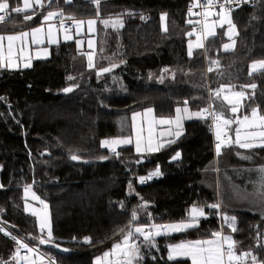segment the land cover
<instances>
[{
    "label": "trees",
    "instance_id": "obj_1",
    "mask_svg": "<svg viewBox=\"0 0 264 264\" xmlns=\"http://www.w3.org/2000/svg\"><path fill=\"white\" fill-rule=\"evenodd\" d=\"M192 2L44 0L43 6L0 23V33H14L39 25L52 10L74 20L98 17L92 67L89 54L70 40L53 45L49 58L34 60L29 68H0V216L41 244L45 237L36 216L25 209L24 190L47 202L52 240L70 248L62 254L41 245L57 264H94L95 256L135 224L184 221L192 205L206 212L198 226L158 236L150 247L143 245L133 264H192L188 257L170 260L169 245L220 231L218 212L225 210L236 218V249L264 264V211L253 214L236 206L223 178L226 169L264 165V148L230 144L217 154L209 120L203 118L187 121L181 137L155 152L138 153L126 145L117 155L102 147L105 138L131 137L133 113L147 108L171 117L179 106L200 111L211 103L233 118L223 101L227 91L245 92L240 116L253 109L264 116V70L250 74V64L264 60V2L231 12L238 29L234 49L223 51V27L189 55V33L198 21L187 10ZM8 3L10 11L22 6V0ZM115 16L124 18L122 27L103 23ZM104 68L111 71L98 74ZM66 88L73 90L64 93ZM157 166L161 175L141 183ZM217 203L219 209L207 207ZM134 210L138 218L132 221ZM85 237L91 243L81 241ZM16 249L0 230V264H10Z\"/></svg>",
    "mask_w": 264,
    "mask_h": 264
},
{
    "label": "snow or ice",
    "instance_id": "obj_2",
    "mask_svg": "<svg viewBox=\"0 0 264 264\" xmlns=\"http://www.w3.org/2000/svg\"><path fill=\"white\" fill-rule=\"evenodd\" d=\"M68 2H71V0H68ZM97 5H99L100 0H95ZM216 2L218 0H207V6L209 7H215ZM247 2V0H245ZM226 3L231 4L232 0H226ZM24 7H16L12 8L11 11L15 12L17 14L25 12L27 10L33 9L34 4L35 5H42V0H23ZM221 11L219 13H216L220 17L219 21L213 22L212 28L214 29L217 24H219L220 27H223L225 24L229 26V33L232 34L235 32L236 25L232 22L230 18V9L226 8L224 4L219 5ZM10 8V5L8 3V0H0V13H4V15H0V22H3L5 19H7V13ZM189 12L191 14V7L189 9ZM57 15V13L49 12L48 15L44 18L45 20L51 19L53 16ZM209 15V13H205V16ZM32 16H25V20H30L32 19ZM163 18V17H162ZM71 19V18H70ZM76 25L79 27L81 24H83V21H76ZM96 23L95 20H90L88 21V24L94 25ZM105 25L111 24L113 28L117 27H122V21L119 19L116 20H105L103 21ZM189 23H192V21H189ZM61 27H63V21H61ZM42 31L41 28L34 29L32 31V36H33V43H38L35 39L36 35ZM65 32H68V29H65ZM51 33H49L50 35ZM29 33H21L20 36L16 35H8L6 38L9 42L8 45V54L9 57L12 54V42L20 39L21 37H27ZM191 35V33H189ZM209 36H214L215 31L214 30H209L208 32ZM66 40L72 39L71 35H65L64 37ZM5 39L3 35H0V60H3L4 57L2 55V42ZM55 42V41H51ZM234 41L233 44H225L223 47L225 50H229L233 48L234 46ZM197 47H203L204 45L202 43H197ZM192 53V48L191 44L189 45V55ZM89 59V67H92L93 65L91 64V55L88 57ZM18 65H14L13 63L9 62L7 64L0 63V67H16ZM30 65L26 64L25 67H29ZM212 69H209L211 71ZM260 70H264V60L261 61H256L251 65V72H257ZM102 72H109L111 71V68H105L101 70ZM69 79H72V77H69ZM251 88H255L256 85L253 84L250 86ZM73 89L72 88H66L64 89L65 92H71ZM224 90V87L222 86L221 89L217 90L214 93V96L219 98L221 91ZM235 99L229 97V96H224L223 101H226L228 106L230 107L231 113L236 114L238 112V108L241 104V100L244 97L243 92H236L233 94ZM185 104H187V101H185ZM211 107V106H210ZM188 112L187 107L184 109L177 108L176 109V117L175 120L172 119H163L161 118L159 121H156L155 118H153L149 123L150 125L153 123H159V124H168L171 125L173 123L176 124V126L179 128L180 127V122L182 120L181 112ZM153 112L152 109H147L145 115H151ZM140 115L139 113L135 114L133 119L135 120V116ZM203 118L207 119L211 117L214 122L215 126L217 128L216 132V139L218 143L216 144V152L217 154L220 153L222 145L227 146L230 144H236L240 148L243 149H253V148H264V130L261 131H251L249 129L253 128H259V129H264V116H258V109H253L252 110V119L249 118V116L245 115L243 119H227L224 117V112L221 110L220 112H217L215 109L212 111H209V108L201 109L199 112L192 113L191 116L188 118ZM259 121V123H256V121ZM233 124H238L239 127L235 129V140L233 141L230 137L228 139H222V136H227V129L233 125ZM241 129H245L243 136L241 135ZM175 135L178 137L181 135V133L178 131L175 133ZM259 140L260 143H254V141ZM132 143L131 138L127 139H115V140H104L102 141V147L109 148L113 153H116V148L115 145L119 144H130ZM159 147H152L151 143L149 142V147L147 148V151L153 152V151H158ZM136 151L138 153H141L145 151L141 147L140 143V138H139V133L137 135V141H136ZM118 155V153H116ZM180 156V153H177L176 156H174L172 159H178ZM244 159H250L251 157H243ZM72 160H79L80 157L78 155H72L71 156ZM106 159V158H102ZM257 171L261 174L260 175V183H261V188L264 189V167H261L257 169ZM161 175L159 166H157L156 170L148 175V177H141L140 182L143 183L145 182L146 179H151L153 177H158ZM27 191V189H26ZM35 196V194H33ZM36 199H39L38 197H35ZM43 203V201H41ZM141 207H147V204L145 203ZM209 208L213 209H219L220 204H211L207 205ZM201 217H206L205 211L203 207H196L193 206L189 212L188 217L181 222L177 223H172V224H167V225H158V224H153L151 226H147L149 230L146 231V227H135L134 232L133 230H129L127 234L124 236V239L122 243H116L113 246L112 252L111 253H105L103 258H97L96 264H103V260H106L109 255H116V254H122L123 257L126 258L124 261H119L118 264H133V261L136 259H139V246L133 242L129 243L130 239L134 235V233H138L143 237V240L146 242H151L154 240L155 236L160 235L163 233H169V232H182L187 230L188 228H193L197 227L199 224V219ZM137 213L134 210L132 212V221L137 220ZM226 222L230 221L229 226L232 227L233 231H235V222L236 218L235 217H224ZM131 223V222H130ZM46 225L44 223L41 224V229L43 230ZM152 229H155L156 231H152ZM2 230V229H0ZM121 232H123V229H121ZM212 235L216 239L212 240H206V241H196V242H189V243H182L179 245H174L170 246V251H169V256L168 258L170 260L175 259L177 257H191L192 259V264H237V262L242 261L243 259H246L250 253H243L242 255H237L235 252V242L231 239L229 236H223L222 233L217 231L212 233ZM13 239H15L13 237ZM52 242V232L50 226L48 227V239H40V243H51ZM85 242L86 243H91L90 238L85 237ZM225 244H227V248H225ZM24 248H28L27 244L21 245ZM58 247V245H56ZM30 252L33 251V249L29 248L28 249ZM252 261L253 264H257V258L255 256H252Z\"/></svg>",
    "mask_w": 264,
    "mask_h": 264
},
{
    "label": "rangeland",
    "instance_id": "obj_3",
    "mask_svg": "<svg viewBox=\"0 0 264 264\" xmlns=\"http://www.w3.org/2000/svg\"><path fill=\"white\" fill-rule=\"evenodd\" d=\"M43 3H44V0H42V4ZM22 5L24 7L23 0H22ZM37 6H39V5H35L34 4L33 8H35ZM49 12L57 13V15L59 14V12L55 11V10H52V11H49ZM49 12H47V14L44 16V18L48 15ZM205 13H209V15L205 16ZM205 13H204V20H203L204 29H203V31H201L200 29H197V27L199 25H202L200 21H197V25L191 31V34L193 35V37L190 38V40L188 42V47L191 44V48H192V51H193L197 47L196 46L197 43H202L203 44L205 39H208V38L211 37V36L208 35V32H209L210 29L214 30L215 31V35H216L220 28L225 27V34H226V38L227 39L224 42L223 46L225 44H233V41L235 43H234L233 48H231L229 50H225L224 47H222V49H223V51H230V50L234 49L236 47V36L238 34L237 26H236L235 32L232 33V34L229 33V26L227 24H225L223 27H220L219 24H217L216 27L213 29L212 28L213 22L219 21V19H220V17L218 15H216V13H219V12L206 11ZM57 15L53 16L49 20H45L44 18L42 20V22L43 21L44 22H47V21L53 22V24L55 25L56 34L53 32V30L50 31L51 36L53 37L52 41H55V42H52V43H54V44L59 43L60 42L59 36H60V38H63V40L68 41V40H66L64 38L66 34L72 36V39H70V40H73V39H77L78 40V39H80L79 35H77V33H76V31H77V25L75 23L76 21L73 20V24H74V26H76V28H73L71 31H68L66 33L65 31H63V27L60 26L61 24L55 22V18H56ZM94 18L96 19V16ZM230 18L232 20L231 12H230ZM116 19L121 20L122 21V25H123L124 18L122 16H115L113 18L106 19V20L111 21V20H116ZM163 21H164V24H165V16L164 15H163ZM232 22H233V20H232ZM109 25L111 26V24H109ZM41 26L37 25L35 27V29H37V28H41L42 29V31L36 35L37 38H38V36L42 35L43 32H44V29ZM117 28H119V27H117ZM0 34H2V33H0ZM90 35L91 34L89 33L87 38L89 40L93 39L94 42L91 43L90 41H88V46H87L86 53L89 54V55H92L93 52L94 51L96 52V50H97V43H96L97 35L93 34V37L90 36ZM28 36L25 38L26 40H27ZM52 46L53 45L41 46L36 51V54H37L36 57L37 58H35V59H46V58H49L51 56V48H52ZM39 52H41V54ZM32 59H34V56L32 54L31 49L23 51V49L20 48V50L17 51L14 54V56H13V59H12L13 62L10 61L14 65H18V66H16V67H8V68H11V69L29 68L33 64ZM256 61H261V60H256ZM256 61H253L250 64V71H251V65L254 62H256ZM0 63L7 64V62H4V61L0 62ZM26 64H28L30 66L29 67H25ZM0 68H3V67H0ZM233 94L234 93H232V96H230V97L235 99ZM241 104H242V100H241ZM241 104H240V106L238 108V112L234 115V118H236V119H237L238 116H240L239 112H240V109H241ZM250 115L252 117V114H250ZM224 117L227 118V119H232V117H228V116H224ZM237 127H239L238 124H236L235 129ZM154 131H157V127H154ZM244 131H245V129H241V135L242 136L244 134ZM127 138H131L132 143L115 145V148H116V151H117L122 146L133 145L132 136L131 137L105 138L104 140H115V139H121L122 140V139H127ZM254 143H257V141H254ZM258 143H260V141ZM107 149H109V148H107ZM251 173L257 175L256 178L250 179L252 188L255 191V193H253V195H251V196H246L245 195L246 188L243 189V191L241 190V188L246 185L245 184L246 180L244 178H246L247 175L244 172H240L238 176H235V177L231 178L230 194H231V197H233V201H234L236 206H242V207L245 208L246 211H248L250 213L259 214V213L264 211V189L261 188V183H260V175L261 174L258 171H252ZM24 196H25V209H26V211L28 213L34 214L36 216L40 232L44 235L45 238H48V227L49 226H50L51 232H52L51 218H50V214H49L48 210H43L42 209L44 204L41 203V201L39 199H36L35 197H37V196L36 195L34 196L29 190H27V191L24 190ZM205 214H206V212H205ZM225 216L226 217H235V216H231V214H229L228 211H226V210L223 211V212L222 211L218 212V219H219V223L221 225V230H223V236H229L235 242V252H236L237 255H242L243 253H250V252H244V251L239 252L236 249V240H235L234 232H233L232 227L229 226L230 221L229 222L225 221V219H224ZM42 223H44L46 225L43 230L41 229V224ZM175 223H177V222H175ZM149 226H151V225H149ZM135 227H146V231L149 230V228L147 226L140 225V224H135L131 228V230H133V232H134V228ZM234 227H236V222H235ZM152 231H155V229H152ZM126 234H127V232L122 236V238L120 240H118L115 243H113L111 248L107 249L102 254H99V255L95 256L94 257V264H96L97 258H103L105 253H111L112 249H113V246L116 243H122V241L124 239V236ZM133 242H135L139 246V257L141 256L143 245L147 246V247H150L151 245L154 244V240H152L151 242H146V241L143 240V237L140 234H138V233H134V235L132 236V238L129 241V243H133ZM34 245H35L36 248L39 249V251H37V250L31 251V255L30 256H21L20 258L16 257L15 259H13V261L10 264H55L49 259L50 255H48V254H46V253H44L43 251L40 250V249H42L41 248V244L35 243ZM226 247H227V244H226ZM252 256H253L252 254L249 255L246 259H243L242 261L238 262V264H244V262H246V261L247 262L251 261L252 260ZM120 258H125V257H123L122 254L109 255L106 260H103V264H115V262L118 259H120ZM257 264H262V263L260 261H257Z\"/></svg>",
    "mask_w": 264,
    "mask_h": 264
},
{
    "label": "crops",
    "instance_id": "obj_4",
    "mask_svg": "<svg viewBox=\"0 0 264 264\" xmlns=\"http://www.w3.org/2000/svg\"><path fill=\"white\" fill-rule=\"evenodd\" d=\"M21 7L23 8V5ZM60 14L61 13L59 12V14L57 16H59ZM89 18H83V19L75 20V21H83L84 22L79 27L77 26L76 33H77V35H79L80 39H78V40L77 39H73L74 41H76L78 47L80 49L84 50V51L87 50L88 41H90L91 43L94 42L93 39L89 40L87 38L88 34L90 33L91 34L90 36L93 37V34L97 35V31H98V18L97 17H96V19L94 17H89ZM90 20H95L96 21L95 25H91L90 26L88 24V21H90ZM55 22L58 23L56 21V18H55ZM39 25L40 26L42 25L41 27H43L44 32H43L42 35L38 36V38L35 37V39L37 41H39L38 43H33V36H32V31L35 29L36 26L28 28V29H25V30H22V31L14 32V33H2V34H0V35H3L5 37V39L2 42V55H3L4 59L0 60V62H3V61L7 62V63H9L10 61L13 62V60H12L13 56H14V54L17 51L20 50V48H22L23 51L31 49L32 54L34 56V59H32V61H34V60H36L35 58H37L36 57L37 56L36 51L41 46H44V45H55L54 43L51 42L53 40V37L51 36V34L49 35L51 30H53V32L56 34L55 25L53 24V22H50V21L44 22L43 21ZM73 28H76V26H74V24H73L72 28H70L68 31H71ZM63 31H65L64 28H63ZM21 33H29V36H28L27 40L25 39L26 37H21L20 39H17V40L12 42V54L9 57V54H8L9 42H8L6 37L8 35L20 36ZM59 40L60 41H65V40H63V38H60V36H59ZM68 41H70V40H68ZM96 43H97V39H96ZM39 53L41 54V52H39ZM94 55H95V51L93 52L91 57L93 58ZM232 93H235V92L234 91H227V92H225V95L230 97V96H232ZM185 107H187L188 112H183V111L181 112V116L183 118H182V120L180 122V127L179 128L176 126L175 123H173L171 125L159 124V123H153V124L150 125V123H149L153 118H155L156 121H159L161 118L175 120L176 113L173 116H171V117H160V116H157L155 114L153 108H147V109H152L153 110L151 115H145L147 109L142 110V111L134 112L133 115H132L133 130H134L132 138H133V145H134L135 149H136V141H137L138 133H139L141 147L143 149H145V151H143V152H149V151H147V148L149 147V142L151 143L152 147H159V149H161L162 147H165L169 143H171L174 140H176L179 137H181L184 134V132H185V124H186V122L189 121V120L197 119L196 117H193V118H188V117L191 116L192 113L199 112L197 110L191 109L187 105L179 106L178 108L184 109ZM137 113H139L140 115L135 116V120H134L133 117ZM231 115H232V113H231ZM245 115L249 116L250 119L252 118L250 114H244L242 116H238L237 119H243V117ZM258 116H261V115H258ZM232 119L235 120L236 118L233 117ZM256 123H259V121L257 120ZM154 127H157V131H154ZM235 127H236V124H233L227 129V132L230 134V137H231V139L233 141L235 140V132H234L235 131ZM249 130H251V131H261V130H264V129L253 128V129H249ZM178 131L181 133V135L177 137L175 135V133L178 132ZM256 141H257V143L259 142V140H256ZM153 152H155V151H153ZM261 167H264V165L256 166V167H253V168H247V169L230 168V169L224 170L225 173H223V178H224V181H225V189L227 190V192L231 190V187H230L231 178L235 177V176H233V174H235L237 176V174H239V172L241 171V172H244L247 175L246 178H244L246 180V183H245L246 185L244 187H242L241 190L243 191V189L246 188L245 195L246 196L253 195V193H255V191L252 188L250 179L256 178L257 175L253 174L251 172L252 171H257V169H259ZM217 171H219V170H217ZM193 206L198 207V205H192V207ZM202 218H204V217H201L199 219V221ZM167 224H172V223H158V225H167ZM146 226H149V225H146ZM171 233H174V232H169V233H163L162 232V234L155 236V238H157L158 236H161V235L171 234ZM222 237H223V233H222ZM212 239H216V238L213 235H211V236L205 237V238L186 239V240H182V241L170 244L168 249L170 251V246L179 245V244H182V243L186 244V243H189V242L206 241V240H212ZM225 248H226V244H225ZM177 258H180V257H177ZM188 258L191 259V257H188ZM120 259H125V258H120ZM12 261H13V259H12ZM191 262H192V259H191ZM237 264H238V262H237ZM244 264H253V261L252 260L248 261V262L246 261V262H244Z\"/></svg>",
    "mask_w": 264,
    "mask_h": 264
},
{
    "label": "built area",
    "instance_id": "obj_5",
    "mask_svg": "<svg viewBox=\"0 0 264 264\" xmlns=\"http://www.w3.org/2000/svg\"><path fill=\"white\" fill-rule=\"evenodd\" d=\"M259 2H264V0H247V2H245V0H232L231 4L226 3V0H218V2H216L215 7H209V6H207V0H193L192 4L187 7V10L189 11V9L191 7V13L196 15L198 17V21H200L202 24V25H199L197 27V29H200L201 31H203V29H204V27H203L204 13L206 11L220 12L221 9H220L219 5L224 4L225 7L229 8L231 10L230 12H232V11L240 9L244 5H252V4L259 3ZM16 7L22 8L21 6H16ZM14 13L15 12L8 10L7 19H5V20L10 19L14 15ZM0 15H4V13H0ZM73 20L74 19H72V18L70 19L69 17H65V16L57 17V22L61 23V21H63L64 29H68V30L70 28H72ZM91 64H93V60H91ZM242 92L245 94L244 91H242ZM245 96H246V94L244 95V97ZM207 108H209V111H212L213 109H215L211 103L208 105ZM216 111L219 112L218 110H216ZM207 119L209 120L210 130H211L212 135H213L214 144L216 145L218 143V141L216 139L217 128L215 126V122L211 117H209ZM229 137H230V134L227 132V136H222V139H228ZM147 176L148 175L146 174L143 177L146 178ZM145 182H146V180H145ZM44 209L50 210V206L47 202L45 204ZM0 227L2 229L1 230L2 235L4 237H6L7 239H9V240H11L17 244V249L15 250V252L12 256V259H14L16 257L20 258L21 256H30L31 252L28 250L29 248L39 251V249L35 247L33 242H31L29 239H27V238L23 237L21 234H19L18 231L13 226H11L9 223L5 222L1 216H0ZM221 232L223 233V230H221ZM13 237L15 239H13ZM76 240L77 239H72V241H76ZM81 241H85V238L81 239ZM23 244H27L28 248L22 247L21 245H23ZM49 259L53 263L57 264L55 256L50 255ZM124 260L125 259H118L115 262V264H118L119 261H124Z\"/></svg>",
    "mask_w": 264,
    "mask_h": 264
},
{
    "label": "water",
    "instance_id": "obj_6",
    "mask_svg": "<svg viewBox=\"0 0 264 264\" xmlns=\"http://www.w3.org/2000/svg\"><path fill=\"white\" fill-rule=\"evenodd\" d=\"M105 69V68H104ZM102 69L98 70V74H102V73H105V72H102L101 71ZM73 89V88H72ZM64 93H67L64 91ZM45 240H47V238H45ZM41 245L47 247V248H51V249H54L62 254H66L70 251V248L64 244H61L55 240H52L51 243H41ZM58 245V247L56 246Z\"/></svg>",
    "mask_w": 264,
    "mask_h": 264
}]
</instances>
